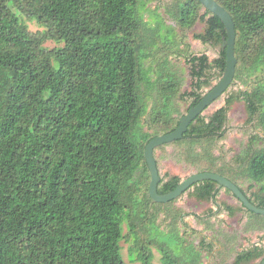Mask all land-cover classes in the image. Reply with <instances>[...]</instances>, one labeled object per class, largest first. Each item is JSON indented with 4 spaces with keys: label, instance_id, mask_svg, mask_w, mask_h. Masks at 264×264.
<instances>
[{
    "label": "trees",
    "instance_id": "obj_1",
    "mask_svg": "<svg viewBox=\"0 0 264 264\" xmlns=\"http://www.w3.org/2000/svg\"><path fill=\"white\" fill-rule=\"evenodd\" d=\"M216 1L235 24L233 81L243 88L210 115H198L181 139L159 147L182 145L185 161L203 164L197 172L225 176L264 208V0ZM145 8L144 0H0V264H154L152 241L161 264H198L174 227L162 233L152 224L154 209L173 200L150 198L144 149L154 136L173 131L204 96L203 87L221 78L225 28L198 0L168 4L181 29L204 22L194 37L218 47L213 59L186 54L191 87L180 92L179 79L164 65L154 74L144 66L160 44L173 43L161 33L159 13L153 10L159 21L149 25ZM27 20L39 28L31 30ZM48 41L61 44L49 48ZM176 95L189 102L180 117L170 109ZM236 100L258 131L228 163L213 151ZM241 179L249 182L246 189ZM181 180L161 178L158 192ZM189 189L199 200L216 201L223 187L203 180ZM247 211L254 217L249 226L264 229V218ZM145 223L152 224L146 243ZM123 240L133 241L128 261ZM263 258L264 246L255 244L237 252L233 264Z\"/></svg>",
    "mask_w": 264,
    "mask_h": 264
},
{
    "label": "rangeland",
    "instance_id": "obj_2",
    "mask_svg": "<svg viewBox=\"0 0 264 264\" xmlns=\"http://www.w3.org/2000/svg\"><path fill=\"white\" fill-rule=\"evenodd\" d=\"M144 3L146 7L143 10L144 18L148 24L154 26L160 20L161 33H167L173 41V43L166 44L168 47L164 48L160 44L159 48L154 49L146 59L144 66L151 74H154L160 65H164L166 71L175 74L179 79L180 92L190 90L191 76L189 65L186 62V54L189 52L193 54L205 53L209 59H213L217 56L218 47L203 44L194 37L196 33L204 30V22L197 21L189 29L180 28L166 11L171 0H144ZM153 10L155 13H159V20L155 18ZM27 24L33 31L39 28L33 21L27 20ZM60 44L55 41L46 43L49 48ZM219 79L220 77L215 75L211 85L203 87V93H206ZM242 88V83L234 80L202 115L208 116L213 113L225 104L230 93ZM188 104L189 102L184 101L178 95L174 96L170 106L172 115L180 117L186 112ZM247 119L245 103L242 100L234 101L227 112L224 136L218 141L217 147L213 151L215 156H219V159L225 162L232 163L235 156L244 151L249 137L258 131L252 124L247 123ZM142 129L151 132L145 125ZM261 146L262 143L256 144V147ZM183 150V146L177 144H168L154 150L161 178L165 180L167 176L177 175L181 179H185L189 175L197 173L203 164L200 161L196 163L185 161L182 156ZM239 182L244 189L249 183L246 179H241ZM191 191V189L185 191L167 207L154 209V217L151 219L152 224L162 233H166L174 227L182 245H190L197 252L198 264H233L234 257L240 250L255 244L264 246V229L249 226L254 217L241 206L240 201L231 192L223 188L220 190L216 201H206L195 198ZM144 192L145 188L142 187L139 195ZM224 206L231 209L228 210ZM258 216L264 218L263 215ZM152 224L148 223L146 226L145 223L146 230L143 232L141 241L146 243L150 231H152L147 227ZM124 232L127 233L126 226H124ZM131 242L133 241L126 242L123 240L121 242L122 254L126 261L129 260ZM148 246L153 254L154 264H161V254L157 243L152 241L148 243ZM243 264H259V262L254 260Z\"/></svg>",
    "mask_w": 264,
    "mask_h": 264
},
{
    "label": "water",
    "instance_id": "obj_3",
    "mask_svg": "<svg viewBox=\"0 0 264 264\" xmlns=\"http://www.w3.org/2000/svg\"><path fill=\"white\" fill-rule=\"evenodd\" d=\"M198 1H200V3L211 13L215 14L224 25L225 35L222 36V48L225 49L226 52L225 69L219 81L204 94L199 102L189 107L187 112L180 117L179 124L173 131L156 135L146 144L144 149V158L150 173L148 193L153 202L166 203L177 199L193 184L203 180H212L217 182L219 186L228 189L235 196V198L240 201L244 208L253 213L264 215L263 207H258L251 203V201H249L247 196L235 183L225 176L215 172L203 171L191 174L187 178L182 179L181 182L170 192H158V184L160 183L161 176L154 155V150L165 143L181 139L183 134L187 131L189 124L198 115L203 114V112L227 90L235 75V66L237 62L234 55L236 30L232 16L216 0ZM259 264H264V258Z\"/></svg>",
    "mask_w": 264,
    "mask_h": 264
}]
</instances>
